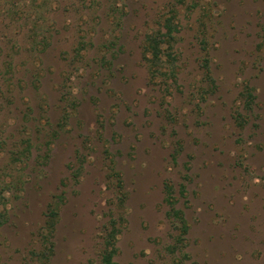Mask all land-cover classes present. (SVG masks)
<instances>
[{
  "label": "rangeland",
  "instance_id": "374dc122",
  "mask_svg": "<svg viewBox=\"0 0 264 264\" xmlns=\"http://www.w3.org/2000/svg\"><path fill=\"white\" fill-rule=\"evenodd\" d=\"M0 210V264H264V0H0Z\"/></svg>",
  "mask_w": 264,
  "mask_h": 264
},
{
  "label": "trees",
  "instance_id": "16d2710c",
  "mask_svg": "<svg viewBox=\"0 0 264 264\" xmlns=\"http://www.w3.org/2000/svg\"><path fill=\"white\" fill-rule=\"evenodd\" d=\"M175 32H178L177 25L173 22L172 18H168L166 20H163V22L159 25V27L152 31L151 33L146 35L145 41H144V52L148 56V59L152 66H157L163 61V58L166 56V50L172 49L174 42H175ZM167 48V49H166ZM248 98H252V94H248ZM242 126V124H241ZM30 146L26 145L23 152H21L22 156H25V154H29L30 152ZM120 182V181H119ZM119 183L117 187L120 188ZM182 191H184L185 187L182 186ZM50 223L48 224V231L46 235H50L52 233L53 228L56 224L54 221L56 217H58V210L52 209L50 210ZM172 214L179 218L180 222L183 224V233H186L187 227L185 219L182 215V212L179 210H173ZM8 216L5 211L0 210V227L3 226L7 222ZM119 222L117 219L112 218L110 225L108 228H106V235L104 236V243L102 245V251H101V262L102 264H117L115 261V257L118 252V248L116 246V239L120 232L119 230ZM51 246H53L51 244ZM53 248V247H52ZM52 253L51 247L49 249H46V251L41 252L42 254L39 256V258L48 259V253ZM46 264V263H43Z\"/></svg>",
  "mask_w": 264,
  "mask_h": 264
}]
</instances>
